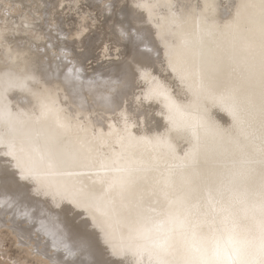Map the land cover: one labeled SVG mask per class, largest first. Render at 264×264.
<instances>
[{
  "label": "bare ground",
  "instance_id": "1",
  "mask_svg": "<svg viewBox=\"0 0 264 264\" xmlns=\"http://www.w3.org/2000/svg\"><path fill=\"white\" fill-rule=\"evenodd\" d=\"M65 1L0 0V44L8 58L0 63V221L11 216L22 237L37 229L65 264H149L151 249L138 251L144 242L134 238L129 226H138L137 221L153 226L165 219L176 193L165 188L164 179L194 142L192 131L173 124L169 104L204 116L228 136L238 134L232 116L217 101L194 95L196 73L202 55L207 64L220 68L217 90L245 75L249 57L257 54L258 60L259 32L234 33V18L237 6L247 2L257 7L241 9L242 16H258L260 0H123L118 11L125 23H119L121 39L127 41L123 50L107 36L112 25H100L101 15L96 16L102 28L93 32L91 12L86 11L92 18L83 16L86 21L78 23L80 11L76 19L68 16ZM13 5L22 9L11 14ZM22 10L38 22L26 19ZM58 20L80 26L59 31ZM45 23L53 27L48 34L41 31ZM87 28L94 35L84 52L100 49L103 58L119 56L97 76L74 53L65 56L76 64L70 69L71 64L56 59L58 43L86 39ZM29 30L39 36H30ZM255 91L257 114L247 143L259 161L264 128L258 114L259 88ZM43 105L51 106L53 113L43 115ZM175 118L179 123L184 119L179 113ZM199 134L203 137L202 129ZM129 166L143 171L113 205L115 194L109 186L124 175L115 169ZM253 167L250 191L257 190L262 171L258 163ZM196 171L194 202L203 206L210 198L219 199L218 182L207 179L210 171H220L215 162L201 161Z\"/></svg>",
  "mask_w": 264,
  "mask_h": 264
},
{
  "label": "snow or ice",
  "instance_id": "2",
  "mask_svg": "<svg viewBox=\"0 0 264 264\" xmlns=\"http://www.w3.org/2000/svg\"><path fill=\"white\" fill-rule=\"evenodd\" d=\"M254 3L237 6L234 18V33L252 32L258 29L259 52L252 54L246 64V73L217 90L216 76L219 66L207 64L201 55L200 68L196 73L198 84L194 95L199 99L213 98L233 118L238 129L236 136H228L217 125L204 116L184 112L174 102L169 104L170 118L175 126L192 131L194 142L181 162L169 169L164 186L176 193L169 201L165 219L153 226L137 221L129 226L135 239L144 244L138 249L150 248L153 259L149 264H264V147L261 158L256 161L248 151L253 135L252 121L257 114L256 88H259V110L264 128V0L259 3V15L249 13L242 16L241 9H255ZM244 21L241 24V21ZM207 69V76L205 71ZM191 73L187 78L191 79ZM43 115H51L53 109L43 105ZM179 113L183 122H177ZM60 127H64L62 123ZM203 130V137L199 130ZM54 139V138H53ZM158 144L165 143L158 141ZM171 150V145H168ZM41 161L44 155H40ZM212 160L220 171H210L208 181L218 182L219 199H209L206 205L194 202L193 176L197 174L201 161ZM51 166L52 161H48ZM262 169L258 188L250 191L247 184L255 177L254 164ZM124 173L110 184L116 198L123 199L140 178L141 167L129 166L115 169ZM179 178V185H177ZM211 193V189H209ZM207 228V234L203 229Z\"/></svg>",
  "mask_w": 264,
  "mask_h": 264
},
{
  "label": "rangeland",
  "instance_id": "3",
  "mask_svg": "<svg viewBox=\"0 0 264 264\" xmlns=\"http://www.w3.org/2000/svg\"><path fill=\"white\" fill-rule=\"evenodd\" d=\"M54 1H56V0H54ZM222 1L228 2L229 0H222ZM121 2H124V1L123 0H87V1L86 0H73V1L68 0V2L64 4L68 10L66 8H64V11H66L68 16L74 15V18L76 19L77 18V12L79 10L80 13H78L79 14L78 18L79 17L80 18L82 17V18L76 19V22L78 21V23H79V21L80 22L86 21L83 16H86L88 19L93 17V19H89V22L91 21L90 22L91 23L90 24V30L93 29L94 25L96 27L93 29V32H96L97 28L98 29L102 28L101 26L107 27L106 24L108 26L112 25V29H110V27H107V31L112 30V33L110 34L108 32L107 36L109 38H112L113 42H114V40L116 42H118L120 49L123 50L125 48V43H127V41L121 39L123 37V31L120 28L119 23L125 25L124 21H122L123 18L118 16V13L122 12V11L118 12L119 8L122 6ZM75 3L77 4L78 7L76 6ZM81 4L86 5V7H85V5H83L84 10L82 9ZM89 8H90V11H89ZM91 8H93L94 10ZM20 9H22V8H20L18 5H13V6H11L9 12L11 11L10 12L11 14H17ZM68 11L69 12L71 11L70 15H69ZM86 11L91 12L90 14H92V17H88L89 13ZM22 12H25V14L27 16L26 19H28L30 21L34 20L35 22H38V18L35 15H33L30 12H27L25 10H22ZM74 12L76 14H74ZM84 12L87 14H85ZM6 13L9 14L8 12H6ZM97 13H99V14H97ZM37 14L41 15L42 13L37 12ZM90 14H89V16H90ZM96 15L98 17H99V15H101L100 16L101 19L99 18L101 21L103 20L101 24L99 23L101 21L98 19V17ZM45 16H46V14H45ZM95 17H96V20H95ZM52 22H55V21L53 20ZM76 22L73 25H71V24H67L66 22L58 20L57 23L55 24V26H57L59 28V31L65 30L68 26H72L73 27L72 29H74V28L76 29V27L78 25V23H76ZM75 24H77V25H75ZM96 24H98V27L96 26ZM78 26H80V24ZM99 26H100V28H99ZM52 28H53L52 26H49L47 23H45L44 28L41 31L45 32V34H48L52 30ZM87 30H89V29L87 28L86 32H87ZM90 30L88 31L89 33L87 32V34H89V35L86 34V39L83 37H82V39H79V37H80L79 36V37H76V39L78 38L77 39L78 42L76 41L75 38H73V40L74 39L75 40L71 41V43L68 42V40L70 41L72 39L67 38L66 43H68V44H66L65 42H59L58 44L60 45V47H59L60 57L59 58L56 57V59L60 60V58H62L63 62L71 64L68 68V69H70L71 67L75 66L76 64H75V62H71V60L65 56H69V55H72L74 53V54H76L75 56H77L76 59L78 60V62L82 63V64L86 63L85 66H87V65L91 66V67L88 66L89 68L87 70L91 74L93 73L92 76H97L100 73H103V72L108 70V67L107 68L104 67L107 70L103 68L104 65L105 66L110 65L111 62L117 60L119 58V56H117L118 58L116 57V55L115 56L112 55V57L111 56H104L105 58H103L102 57L103 54L100 55L101 52H97V51H101L100 49H96L95 51L93 50L92 51L93 54L88 52V50L86 52H84V50L87 49L88 46L91 44L89 38L94 35L92 33V31H91L92 34L90 33ZM59 31H56V32H59ZM86 32H83L84 35L82 34L84 37H85ZM34 33L36 34L37 37L39 36V33L35 32L34 30H31V31L29 30L30 36H32V34H34ZM58 37L61 38V35H59ZM44 39H48V37H44ZM84 39H85L84 42L80 41V40H84ZM119 39L122 40L123 43H121L119 41ZM38 40H40V38ZM86 41H87V43H86ZM112 41L110 40V42H112ZM63 44H64V46L68 45L67 47L70 46L69 48H71L74 52H72L71 49L62 48ZM85 44H87V45H85ZM112 51L114 52V51H116V49H113ZM117 51L119 52L120 50H117ZM95 57H97V58H95ZM113 57L114 58L116 57L117 59L115 58V60H113L114 59ZM6 58L7 57L4 54V48H3L2 44H0V63H7L8 58L7 59ZM102 58L104 61L103 60L101 61ZM95 59H98V60H95ZM3 60H5V61H3ZM87 63H90V64H87ZM77 68H80V67H77ZM99 68H102L103 71H102V69H99ZM78 70H80V69H78ZM95 70H97V72ZM9 218H11V216L10 217L8 216L6 221L5 220L0 221V224H1L0 225V264H65V262H63V260H61V258H63V256H61V258H57V256H55V254L58 255L59 253L56 250H54L51 247V245L47 244V241H48L47 236H44L41 232H39L37 229H35L34 233H32V235H31L32 238L30 235H29L30 237H26V236L22 237L19 234V231L16 230L15 226L13 225L14 224L13 221L10 220ZM21 224L28 226L29 223L28 222H24V223L22 222ZM38 243H40L39 246H38ZM47 246H49V248H47ZM33 251H34V253H33Z\"/></svg>",
  "mask_w": 264,
  "mask_h": 264
}]
</instances>
